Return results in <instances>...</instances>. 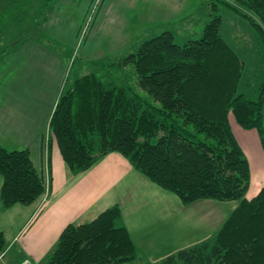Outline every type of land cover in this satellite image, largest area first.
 Returning <instances> with one entry per match:
<instances>
[{
    "label": "trees",
    "instance_id": "1",
    "mask_svg": "<svg viewBox=\"0 0 264 264\" xmlns=\"http://www.w3.org/2000/svg\"><path fill=\"white\" fill-rule=\"evenodd\" d=\"M219 1L248 19L258 33L263 62L255 99L239 94L246 65L223 38L222 17L213 3L211 20L198 39L179 45L165 31L120 63L113 64L112 57L92 63L108 78L131 66L137 82L84 75L62 92L49 124L73 174L117 152L185 206L201 200L238 203L211 239L160 264H264V186L247 199L250 164L230 124L233 115L242 129L256 130L264 150V0ZM0 174L6 209L29 206L46 192L28 149L0 145ZM121 220V209L114 206L89 224L67 226L42 264L142 263ZM7 248L0 233L1 256Z\"/></svg>",
    "mask_w": 264,
    "mask_h": 264
},
{
    "label": "crops",
    "instance_id": "2",
    "mask_svg": "<svg viewBox=\"0 0 264 264\" xmlns=\"http://www.w3.org/2000/svg\"><path fill=\"white\" fill-rule=\"evenodd\" d=\"M16 1L0 0V13ZM128 1H123L117 13L129 7H124ZM152 1L161 5L159 0ZM123 24L126 30L128 23ZM129 35L130 29L125 32L126 38ZM23 41L4 49L0 56V145L7 150L30 151L46 192L29 206L16 204L6 209L0 200V233L8 245L0 260L15 250L19 264H42L67 226L89 224L114 206L121 209V224L137 247L141 264H160L180 250L211 239L238 203L227 206L229 202L201 200L185 206L117 152L102 157L84 172H71L49 133L52 114L67 85L70 57L41 39ZM85 50L92 56V48ZM231 127L250 164L251 185L246 197L251 200L264 186V173L256 170L248 152L264 167V150L256 130L247 134L238 126ZM257 174L260 180H256ZM3 183L0 174V195Z\"/></svg>",
    "mask_w": 264,
    "mask_h": 264
},
{
    "label": "rangeland",
    "instance_id": "3",
    "mask_svg": "<svg viewBox=\"0 0 264 264\" xmlns=\"http://www.w3.org/2000/svg\"><path fill=\"white\" fill-rule=\"evenodd\" d=\"M123 1L17 0L12 4L13 7L0 13V56L4 55V49L19 41L24 42L29 37L41 39L70 57L64 90L76 79L92 73H96L102 81L110 82L115 76L124 84L135 85L137 76L133 67L121 68L118 73L113 71L108 78V74L97 72L92 63L110 57L113 58V64L120 63L125 56L136 52L144 42L165 31L172 32L179 45L198 39L211 20V6L214 3L219 8L217 14L222 17L223 38L246 65L239 94L253 99L257 97L262 80L263 55L258 33L248 19L222 5L219 0H159L161 5L152 0H130L124 6L129 7L119 9L117 13ZM227 1L234 4L233 0ZM123 23L129 25L126 30ZM129 29L130 35L126 38L125 32ZM91 48L92 56H89L85 49ZM230 124L234 129L238 126L247 134L251 131L242 129L233 115ZM248 155L251 161L253 159L256 170L264 173L258 157L249 152ZM258 176L256 180H260ZM229 203L227 206L237 204ZM15 252L13 250L6 259H1L0 264H19ZM127 264L141 263L137 261Z\"/></svg>",
    "mask_w": 264,
    "mask_h": 264
},
{
    "label": "built area",
    "instance_id": "4",
    "mask_svg": "<svg viewBox=\"0 0 264 264\" xmlns=\"http://www.w3.org/2000/svg\"><path fill=\"white\" fill-rule=\"evenodd\" d=\"M85 33V32H84ZM26 264H28V263H26Z\"/></svg>",
    "mask_w": 264,
    "mask_h": 264
}]
</instances>
